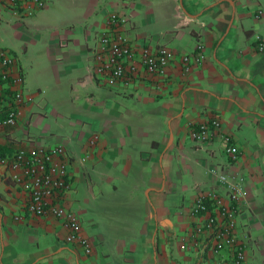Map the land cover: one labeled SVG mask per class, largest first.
I'll return each instance as SVG.
<instances>
[{
    "label": "crops",
    "instance_id": "obj_1",
    "mask_svg": "<svg viewBox=\"0 0 264 264\" xmlns=\"http://www.w3.org/2000/svg\"><path fill=\"white\" fill-rule=\"evenodd\" d=\"M111 10L128 16L131 40L164 43L177 52L164 75L142 70L131 83L114 86L92 77L93 47ZM3 11L9 13L1 9L0 23ZM76 32L83 40L72 36ZM256 35L264 38V0H104L98 18L54 32L50 52L58 73L69 79V112L59 110L65 121L56 126L59 117L51 122L46 114L48 101H35L44 90L27 88L33 98L18 122L0 128V155L62 143L75 157L64 204L77 212L93 248L86 254L65 241L60 218L31 213L27 193L0 163V264L226 263V251L215 253L204 237L189 243L201 220L190 207L199 189L216 186L208 168L228 164L219 139L198 144L189 136L191 122L213 117L239 146L229 170L243 182L237 223L241 237L251 239L245 264H264V48ZM198 42L203 60L184 65L180 55ZM153 119L161 121L155 133ZM94 133L98 139L89 146ZM122 183L129 185L125 199L140 194L131 208L121 207ZM82 184L92 198L99 195V208L112 218L90 215Z\"/></svg>",
    "mask_w": 264,
    "mask_h": 264
},
{
    "label": "built area",
    "instance_id": "obj_2",
    "mask_svg": "<svg viewBox=\"0 0 264 264\" xmlns=\"http://www.w3.org/2000/svg\"><path fill=\"white\" fill-rule=\"evenodd\" d=\"M47 0H0V11L5 8L11 15L23 18L34 14L46 5ZM261 12V11H260ZM128 16L121 11L107 13L93 47L91 75L107 86L129 84L142 70L149 75H164L177 52L164 43L131 40L126 31ZM258 47L264 48V38L256 35ZM204 58L203 44L198 42L193 52L182 53L184 65L191 61L200 63ZM24 76L15 56L0 46V128L15 125L23 107L32 101V95L23 89ZM98 133L90 135L88 145L98 139ZM189 136L198 144L219 139L226 155L227 165H211L209 174L215 178L214 187L199 189L190 207L192 214L200 217L192 229L190 244L197 237H204L215 253L226 251L228 261L220 264H245L249 237H241L237 215L244 193L241 177L229 168L237 160L239 146L233 135L224 131L218 118L191 122ZM88 154L80 157L85 160ZM75 157L62 143L52 145H27L17 147L9 156L0 155V163L6 165L10 177L27 193L25 207L36 215H54L60 218L66 229L68 243L78 244L86 254L91 253L92 240L83 233L76 211L64 204L67 193L73 187L71 165Z\"/></svg>",
    "mask_w": 264,
    "mask_h": 264
},
{
    "label": "rangeland",
    "instance_id": "obj_3",
    "mask_svg": "<svg viewBox=\"0 0 264 264\" xmlns=\"http://www.w3.org/2000/svg\"><path fill=\"white\" fill-rule=\"evenodd\" d=\"M103 2L104 0H47L46 8H41L34 13L35 15L25 16L19 20L8 12L1 13L3 20L0 23V46L7 47L23 66L26 74L24 91L26 90V93L29 89L35 91L36 86H40L44 90L36 97L35 101L40 98H43V102L48 101L46 114L48 113L47 116L51 122L59 117L56 126H62L61 123L65 121V119H60L62 117H60L59 110L64 114L69 112L67 109L70 87L68 77L64 73H58L55 65L57 62H54L50 52V37L56 31L63 33L65 28L82 27L92 18H98L99 7ZM16 22L21 24V27H16ZM72 36L83 40L82 34L78 32L73 33ZM69 45L74 46L73 43ZM27 88L29 89L27 90ZM160 122L158 119L151 121L153 133L158 132L161 128ZM128 186L127 183L121 184L119 197L125 200L121 201V207L131 208L134 205V197L138 201L141 200V197L136 193L132 201L125 199V189ZM82 188V199H84L90 215L95 213L104 222L112 218L110 215L109 217L105 216L102 199L99 200V195L92 198L84 184H82ZM94 190L98 191L97 187ZM99 206L102 207L99 208ZM113 218H118V216L114 214Z\"/></svg>",
    "mask_w": 264,
    "mask_h": 264
}]
</instances>
